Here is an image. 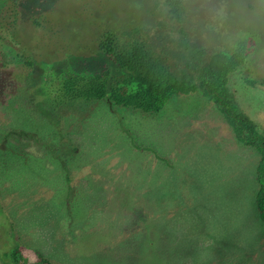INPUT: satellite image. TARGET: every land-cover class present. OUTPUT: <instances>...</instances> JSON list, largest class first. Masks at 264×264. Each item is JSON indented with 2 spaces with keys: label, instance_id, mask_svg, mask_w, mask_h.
<instances>
[{
  "label": "rangeland",
  "instance_id": "1",
  "mask_svg": "<svg viewBox=\"0 0 264 264\" xmlns=\"http://www.w3.org/2000/svg\"><path fill=\"white\" fill-rule=\"evenodd\" d=\"M10 1L0 0V12L16 7L13 39L36 60L35 71L18 60L9 66L37 86L27 92L16 82L0 107V129L8 130L0 138L13 127L29 132L13 144L25 146V162L0 155V199L23 257L36 259L38 250L53 264H264L258 152L238 140L204 91L175 96L159 115L110 101L57 109L48 102L42 74L77 64L80 70L106 28L120 30L145 7H130L134 0ZM190 1L199 3L193 23L186 22L193 45L256 38L247 68L237 69L230 85L264 135V0ZM10 57L1 47L0 61Z\"/></svg>",
  "mask_w": 264,
  "mask_h": 264
},
{
  "label": "trees",
  "instance_id": "2",
  "mask_svg": "<svg viewBox=\"0 0 264 264\" xmlns=\"http://www.w3.org/2000/svg\"><path fill=\"white\" fill-rule=\"evenodd\" d=\"M193 4L199 3L190 0H154L152 3L134 0L133 4L129 3L130 7H145L142 18L131 14L125 21L129 23L120 30L106 28L96 39L93 57L81 61L85 65L80 70L78 64L76 67L60 68V71L49 70L41 75L40 80L45 79L47 99L53 109L65 102L89 104L110 101L113 107L120 110L132 108L143 114L155 115L165 111L175 96L192 94V91L200 88L230 123L238 140L258 152L255 203L264 222V135L261 127L240 107L230 85V76L237 69L247 68L256 38L248 33L230 46L229 43L193 45L191 39L194 36L191 32L189 34L190 29L186 25V22L193 23ZM253 7V3L248 5L249 9ZM9 11L8 15L0 12V21H3L2 24L0 22V49L2 47V51H9L12 56L0 61V107L4 103L2 97L11 94L16 82H20L27 92L37 86L29 82L26 72L16 75L14 70L6 71L10 65H16L17 60L21 65H29L30 71H35L36 67V60L13 39L14 29L11 25L17 23L18 11L16 7ZM33 22L40 24L38 17H34ZM149 24H153V31L148 29ZM26 81L28 84H25ZM6 127L0 129V136L8 132ZM13 128L14 132L7 139L0 138V155L15 153L25 162V146L18 151L13 144L17 134L25 137L29 132ZM51 136H55L54 132ZM44 137H35L36 142L41 143ZM16 141L21 145L19 140ZM46 147L49 149L50 143ZM52 156L59 162V155ZM6 160L1 162L4 168ZM160 218L163 219V216ZM17 233L16 225L5 213L0 199V251L1 256L6 258L4 264L54 263L38 250L34 252L36 259L29 261L24 258L26 248L17 239Z\"/></svg>",
  "mask_w": 264,
  "mask_h": 264
}]
</instances>
